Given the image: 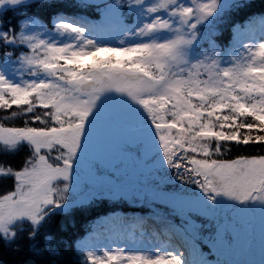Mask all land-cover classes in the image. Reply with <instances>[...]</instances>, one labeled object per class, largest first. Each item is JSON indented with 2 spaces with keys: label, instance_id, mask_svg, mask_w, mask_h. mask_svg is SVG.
<instances>
[{
  "label": "snow or ice",
  "instance_id": "obj_1",
  "mask_svg": "<svg viewBox=\"0 0 264 264\" xmlns=\"http://www.w3.org/2000/svg\"><path fill=\"white\" fill-rule=\"evenodd\" d=\"M252 8L0 0V242L32 264H264Z\"/></svg>",
  "mask_w": 264,
  "mask_h": 264
},
{
  "label": "trees",
  "instance_id": "obj_2",
  "mask_svg": "<svg viewBox=\"0 0 264 264\" xmlns=\"http://www.w3.org/2000/svg\"><path fill=\"white\" fill-rule=\"evenodd\" d=\"M253 8L251 11L255 13L264 12V0H251ZM12 12H8L5 15V19L8 20L12 18ZM244 16V13H240L236 16L237 19H240ZM231 147V146H229ZM235 151V149H233ZM248 151H254L256 153L260 152V148L256 147L254 149H248ZM21 156L9 158L10 162L18 163L19 160L22 158ZM97 211H103V209H98ZM96 213H85L83 215H79L75 217V227L71 226V223L68 225V233L67 235L74 236L82 233L84 229L87 227V223L93 218ZM22 251L17 253L13 251L14 245L5 246L3 242H0V264H32L33 261V254L28 247L27 241H20L19 242Z\"/></svg>",
  "mask_w": 264,
  "mask_h": 264
},
{
  "label": "rangeland",
  "instance_id": "obj_3",
  "mask_svg": "<svg viewBox=\"0 0 264 264\" xmlns=\"http://www.w3.org/2000/svg\"><path fill=\"white\" fill-rule=\"evenodd\" d=\"M50 26V25H49Z\"/></svg>",
  "mask_w": 264,
  "mask_h": 264
}]
</instances>
